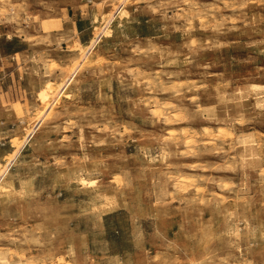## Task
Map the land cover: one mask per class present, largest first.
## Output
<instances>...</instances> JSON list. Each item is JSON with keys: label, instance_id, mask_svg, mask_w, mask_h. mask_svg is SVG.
Returning <instances> with one entry per match:
<instances>
[{"label": "rangeland", "instance_id": "374dc122", "mask_svg": "<svg viewBox=\"0 0 264 264\" xmlns=\"http://www.w3.org/2000/svg\"><path fill=\"white\" fill-rule=\"evenodd\" d=\"M0 264H264V0H0Z\"/></svg>", "mask_w": 264, "mask_h": 264}, {"label": "bare ground", "instance_id": "6f19581e", "mask_svg": "<svg viewBox=\"0 0 264 264\" xmlns=\"http://www.w3.org/2000/svg\"><path fill=\"white\" fill-rule=\"evenodd\" d=\"M190 139H191V138H190ZM186 141H187V140H186ZM187 144H189L188 141H187ZM83 182H84V180H83ZM90 185H91V184H90ZM19 262H20V261H19ZM20 263H21V262H20Z\"/></svg>", "mask_w": 264, "mask_h": 264}]
</instances>
